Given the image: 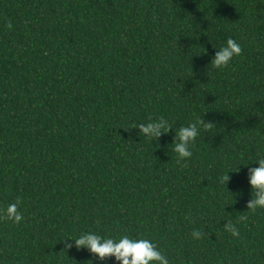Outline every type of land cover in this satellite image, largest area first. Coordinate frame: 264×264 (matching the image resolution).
<instances>
[{"label": "trees", "instance_id": "trees-1", "mask_svg": "<svg viewBox=\"0 0 264 264\" xmlns=\"http://www.w3.org/2000/svg\"><path fill=\"white\" fill-rule=\"evenodd\" d=\"M229 37L241 54L216 69ZM161 119L197 123L191 157L174 131L138 135ZM258 157L264 0H0V264H117L66 248L82 232L149 239L170 264H264Z\"/></svg>", "mask_w": 264, "mask_h": 264}, {"label": "clouds", "instance_id": "clouds-1", "mask_svg": "<svg viewBox=\"0 0 264 264\" xmlns=\"http://www.w3.org/2000/svg\"><path fill=\"white\" fill-rule=\"evenodd\" d=\"M241 51L240 44L229 37L225 44L215 51L210 64L216 69L226 67L234 56L241 54ZM135 129L139 130L138 135L147 138H159L170 130L174 131L175 136L171 144L173 145L172 150L180 159L191 157L192 152L189 145L199 135L197 123L173 129L163 119L140 124ZM255 164L258 166L248 168V185L252 198L249 200L247 207L251 209L264 208V157H258ZM225 179L228 181L230 177L227 175ZM18 204L19 201L9 204L3 209L2 218L20 222L23 217L18 211ZM227 228L234 235L238 234L232 225H227ZM200 235L199 231L193 232L194 237ZM63 240L66 248L75 247L77 250H86L98 261L114 258L117 264H170L169 259L159 250L157 244L146 238L132 239L128 235H124L119 240H115L93 232H82L76 237L69 236Z\"/></svg>", "mask_w": 264, "mask_h": 264}]
</instances>
